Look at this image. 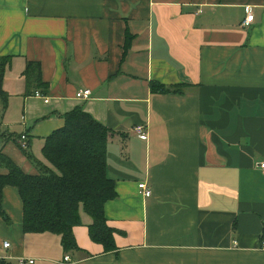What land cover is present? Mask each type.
Wrapping results in <instances>:
<instances>
[{"label":"crops","instance_id":"0c3cea01","mask_svg":"<svg viewBox=\"0 0 264 264\" xmlns=\"http://www.w3.org/2000/svg\"><path fill=\"white\" fill-rule=\"evenodd\" d=\"M4 56L2 138L26 136L44 162L45 138L78 107L114 132L107 175L117 198L105 212L118 248L91 240L84 212L72 230L77 250L65 252L55 234L24 233L19 191L6 187L5 263L264 264V0H0ZM30 63L41 66L48 103L27 92ZM152 82L185 88L154 94ZM1 141L0 153L38 173L16 142Z\"/></svg>","mask_w":264,"mask_h":264},{"label":"trees","instance_id":"16d2710c","mask_svg":"<svg viewBox=\"0 0 264 264\" xmlns=\"http://www.w3.org/2000/svg\"><path fill=\"white\" fill-rule=\"evenodd\" d=\"M11 63V57H0V99L4 109L9 96L3 83ZM24 77L28 93L33 89L43 96L48 94L49 87L42 80L39 63L28 64ZM150 86L154 94L181 93L185 88L154 82ZM63 119L64 125L45 138L44 162L34 157L29 142L28 148L22 149L23 135L9 134L3 138L0 135L3 144L16 142L38 172L27 174L9 156L0 153V171H5L0 173V216L8 221L3 209L4 189L15 187L23 203L24 233L55 234L61 236L65 252L77 250L72 230L84 224L81 217L84 212L91 219L88 225L91 240L102 245L105 253H114L118 251L116 231L108 225L105 207L117 198L116 184L107 175V148L115 134L82 107L64 115Z\"/></svg>","mask_w":264,"mask_h":264},{"label":"built area","instance_id":"2783aa9c","mask_svg":"<svg viewBox=\"0 0 264 264\" xmlns=\"http://www.w3.org/2000/svg\"><path fill=\"white\" fill-rule=\"evenodd\" d=\"M254 21V16L249 13L244 26H250L251 23ZM37 97H40L42 99H44V101L46 103H48V98L46 96H43L40 92L36 93ZM91 97V91L90 90H80L77 93V98L79 99H84V100H88ZM145 127L144 126H138L134 129V132L139 136L140 139L142 140H147L148 138V134L145 131ZM27 139L26 136L23 137V143H22V149H27L28 148V143H27ZM258 168L263 172L264 174V161L260 162L258 164ZM140 190L142 191V194L144 195V197L149 198L152 194L151 190L148 188L147 184L142 183L139 185ZM10 247V244L8 242L4 243V248L8 249ZM260 250L264 251V240L261 243L260 246ZM5 261V258H0V264ZM73 260L70 256H66L65 257V261L64 264H72ZM19 264H35V260L34 259H20L19 260Z\"/></svg>","mask_w":264,"mask_h":264}]
</instances>
